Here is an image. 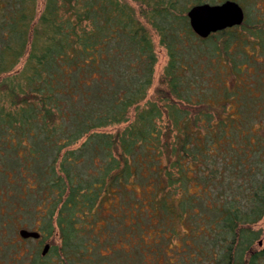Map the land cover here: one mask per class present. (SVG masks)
<instances>
[{"label":"trees","instance_id":"obj_1","mask_svg":"<svg viewBox=\"0 0 264 264\" xmlns=\"http://www.w3.org/2000/svg\"><path fill=\"white\" fill-rule=\"evenodd\" d=\"M133 1L146 25L119 0H0V264H264V0L206 39L202 0Z\"/></svg>","mask_w":264,"mask_h":264},{"label":"rangeland","instance_id":"obj_2","mask_svg":"<svg viewBox=\"0 0 264 264\" xmlns=\"http://www.w3.org/2000/svg\"><path fill=\"white\" fill-rule=\"evenodd\" d=\"M122 4H125L127 5L130 9H132L135 13H136V16L138 18V20L145 24V20L144 18L140 17L139 16V10H138V5L135 1L133 0H119ZM227 0H202V2L200 4H210V5H214V4H219V3H222V2H225ZM44 2L45 0H37V17H39V15L41 14L42 12V9H43V5H44ZM198 5V4H197ZM260 4H258V7H259ZM246 19L250 22V23H253L255 22V19L258 17L262 18L264 17V12L262 11V14L259 13L258 9L256 6H253L251 7L247 13H246ZM82 25H85V26H89V22L86 20L82 23ZM152 34V47H153V53L155 54V57H156V61H155V65L153 66V70H152V84H151V87L149 88V90L147 91V94H146V98L144 101H151V99L153 98V93H154V90L157 86H159V81H160V78L163 74V70L165 68V66L167 65V62H168V55H167V51H166V48L164 46H161L159 44V39L158 37L153 34ZM217 41L216 38H213L211 40H208V41H204V42H201L199 43L200 44V50L198 49V55L196 56H193V60L196 59V60H192L196 66L197 64L201 65V69L205 68L207 69V65L206 64V61H209L208 59H210L211 55H207L204 53V50L206 51H209L210 50V45H213L215 44ZM202 48V50H201ZM203 72V71H201ZM211 75V72H206L205 70V73L203 72V74H200L198 72V68L196 69V71L194 70L193 73H186V79L188 81H190L191 83H199V81L204 78L205 76V80ZM161 87H164V86H161ZM130 118H129V122L132 120V112H130L129 114ZM126 124H121V125H118V126H111V127H108V128H105L103 129L102 131L103 132H106V133H114L116 132L118 129L121 130L122 128H124ZM83 141V140H82ZM78 142L74 148L78 147L81 142ZM255 229H258V230H262L263 231V238H262V243H264V220L260 221L256 226H255ZM57 243V241H56ZM44 247V246H43ZM102 255H105V252L102 251ZM109 261V260H108ZM112 262H116V260H112Z\"/></svg>","mask_w":264,"mask_h":264},{"label":"water","instance_id":"obj_3","mask_svg":"<svg viewBox=\"0 0 264 264\" xmlns=\"http://www.w3.org/2000/svg\"><path fill=\"white\" fill-rule=\"evenodd\" d=\"M189 28L195 36L206 39L212 34L240 26L244 20L242 8L234 1L227 0L219 4H198L190 7L186 13ZM18 235L22 239H36L39 234L34 231L21 229ZM46 244L42 255L48 252Z\"/></svg>","mask_w":264,"mask_h":264}]
</instances>
